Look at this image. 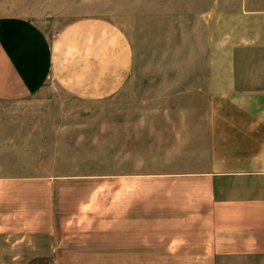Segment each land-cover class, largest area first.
I'll return each instance as SVG.
<instances>
[{
    "label": "rangeland",
    "instance_id": "1",
    "mask_svg": "<svg viewBox=\"0 0 264 264\" xmlns=\"http://www.w3.org/2000/svg\"><path fill=\"white\" fill-rule=\"evenodd\" d=\"M232 1L0 0V17L51 36L79 18L113 22L131 49L129 76L102 98L49 83L0 101V264H264L205 257L194 186L150 174L183 176L206 155L209 62L229 59L218 4ZM239 56L264 61V46Z\"/></svg>",
    "mask_w": 264,
    "mask_h": 264
},
{
    "label": "crops",
    "instance_id": "2",
    "mask_svg": "<svg viewBox=\"0 0 264 264\" xmlns=\"http://www.w3.org/2000/svg\"><path fill=\"white\" fill-rule=\"evenodd\" d=\"M229 4L232 9L224 11L218 4L229 59L209 62L206 155L183 176L172 170L150 174L194 186L187 195L201 198L191 212L201 219L205 257L264 258V77L256 75L264 61L239 56L241 49L264 46L256 40L264 0ZM130 67V45L113 22L79 18L51 36L31 20L0 17V101L27 98L49 83L99 99L114 92Z\"/></svg>",
    "mask_w": 264,
    "mask_h": 264
}]
</instances>
